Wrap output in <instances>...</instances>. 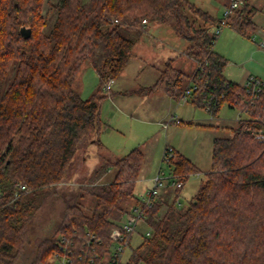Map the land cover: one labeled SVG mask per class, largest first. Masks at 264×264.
Masks as SVG:
<instances>
[{"label":"trees","instance_id":"1","mask_svg":"<svg viewBox=\"0 0 264 264\" xmlns=\"http://www.w3.org/2000/svg\"><path fill=\"white\" fill-rule=\"evenodd\" d=\"M241 1L228 24L237 19L247 33L252 10ZM220 20L193 0H0V82L7 84L0 90V264L28 257L30 228L55 194L64 198L62 215L29 264H49L60 235L70 240L72 264H108L109 247L131 210L127 201L142 205L134 193L144 151L135 147L101 163L93 183L79 185L72 197L57 186L86 139L102 145L105 84L125 69L151 21L169 23L188 38L184 52L202 67L188 75L170 59L139 92L165 90L178 98L195 81L201 86L196 105L203 106V91L225 94L230 107L241 104L242 83L225 77L226 58L214 49ZM22 26L31 27L30 37ZM85 62L99 77L88 98L74 86ZM246 107L252 116L262 114L264 92ZM250 128V120H239L231 135L214 138L211 170L187 205L179 204L184 186L142 205L151 234L120 264H264V143ZM110 166L117 169L114 180L99 183ZM172 166L184 182L200 171L177 150Z\"/></svg>","mask_w":264,"mask_h":264},{"label":"rangeland","instance_id":"2","mask_svg":"<svg viewBox=\"0 0 264 264\" xmlns=\"http://www.w3.org/2000/svg\"><path fill=\"white\" fill-rule=\"evenodd\" d=\"M193 1L219 19L223 17L225 6L229 3V0ZM246 7L252 10L250 23L246 26L247 33L239 31L240 21L237 19L232 24L222 25L214 49L220 51L226 58L224 73L228 78L243 83L246 76L252 74L264 81V0H247ZM148 25L151 29L156 26H160L161 29L155 32L151 30L152 35L148 33L137 42L131 61L118 76L117 84L108 91V97L102 100L106 107L101 111L102 118L108 111L118 113L115 126L118 125L119 128L114 127L113 133L109 134L110 142L113 144L109 151L106 148L96 149L99 162L95 167L98 168L101 163L114 160L131 149L140 147L145 153V160L134 194L142 197L152 187L153 178L160 167L168 172L171 170L168 163L163 160V155L167 146L174 145L182 154L191 158L200 170L198 174H191L180 191L181 202L187 205L198 193L207 178V172L211 170L214 138L232 134L233 127L237 126L240 109L224 103L215 114H212L205 107L181 99L173 102L171 111L165 117L151 110V102L156 101H153V92L150 95L143 94L138 91L139 88L156 82L159 71L164 69L170 56L175 57L173 65L188 75L193 72L196 63L184 54L190 40L182 36L175 27L158 21H151ZM149 42L154 43L152 48L154 56L143 59L141 57L146 55L144 48ZM145 63L147 67L142 70ZM154 68L159 71L156 75H151L148 70L154 72ZM185 84L186 82H183L182 87ZM6 85L0 82V90H5ZM98 85L97 72L85 62L74 83L76 90L83 98H88L97 90ZM164 91L157 90V93L165 94ZM175 119H181V122L178 123ZM93 138L90 137L82 143L68 169L65 181L57 186L58 191L64 193L67 198L73 196L79 185L92 184L95 179L94 171L90 173L87 171L83 158L88 154L87 147ZM116 171V167L110 166L104 173L102 182H112ZM135 201L136 198H130L126 206L131 209ZM63 207L64 198L60 194L52 195L45 202L30 228L31 246L28 257L20 264H29L36 253L39 240L54 231ZM147 229L145 222L139 224L133 234L131 245L124 252V262L128 260L132 250L142 242Z\"/></svg>","mask_w":264,"mask_h":264},{"label":"built area","instance_id":"3","mask_svg":"<svg viewBox=\"0 0 264 264\" xmlns=\"http://www.w3.org/2000/svg\"><path fill=\"white\" fill-rule=\"evenodd\" d=\"M241 0H229V3L225 6L223 17L215 27V32L218 34L221 31L222 25L228 24L229 18L233 15L234 10L240 7ZM144 23L148 21L143 20ZM264 44V43H263ZM196 68L202 67L201 61H196ZM115 78H109L105 84V89H111ZM201 86L198 82H191L184 90V97L194 98L196 92L200 93ZM264 92V81L254 75H250L242 83V91L240 95L243 96L241 104H236L233 108H239V114L237 121L239 120H250L254 124V128H250V132L253 133L254 137L264 143V108L263 113H258L257 115L252 116L250 111L246 107V104H254L259 96ZM202 96V107H205L212 114H215L219 107H221L223 102V97L225 94L218 95L214 91H208L207 93L203 91ZM244 114V116L242 115ZM178 123L181 122V119H175ZM174 120V121H175ZM166 124V123H165ZM175 157V148L173 146H167L164 151L163 160L166 161L171 168L168 172L162 167L158 170L157 174L153 178V185L148 189L146 195L141 197V204L152 206L156 198L164 190L168 188H182L184 186V181L181 179L175 172L172 166V160ZM198 174V173H197ZM21 189H26V185L21 184ZM182 203L179 201V204ZM142 205H136L127 212L124 218L121 221V229L115 235L112 245L109 247L106 260L108 264H120L123 263L124 252L132 243L130 235L134 234L141 222H145L147 216L144 212ZM146 235L151 234V230H146ZM88 244H90L88 242ZM89 248V246L87 247ZM73 248L70 245L69 238H66L64 235L59 236L58 248L50 255L49 264H72L73 259ZM84 252V251H83ZM83 254V253H82ZM82 257V255L80 256Z\"/></svg>","mask_w":264,"mask_h":264},{"label":"crops","instance_id":"4","mask_svg":"<svg viewBox=\"0 0 264 264\" xmlns=\"http://www.w3.org/2000/svg\"><path fill=\"white\" fill-rule=\"evenodd\" d=\"M148 27H149V25H148ZM157 28V29H156ZM156 28L154 27V28H150L149 27V30L141 37V38H144L145 37V35L146 34H148V33H150V35H152L151 34V30L152 31H156V30H159V29H161L160 28V26H156ZM149 35V36H150ZM140 38V39H141ZM137 45V44H136ZM136 45H135V47H136ZM153 46H154V43L153 42H149L147 45H146V47L144 48V51L146 52V55H144V57H141V58H143V59H145V58H149V57H151V56H154V54L152 53L153 52V50H152V48H153ZM134 47V48H135ZM218 53H220L221 55H223L224 56V54H222L220 51H217ZM184 54H185V52H184ZM225 57V56H224ZM131 59V58H130ZM170 59H173V61L175 60V57H172V56H170L169 58H168V60H170ZM167 60V61H168ZM131 61V60H130ZM129 61V62H130ZM167 63V62H166ZM129 64V63H128ZM127 64V65H128ZM127 67V66H126ZM125 67V68H126ZM147 67V63H145L144 65H143V68H142V70H145V68ZM165 68V67H164ZM195 68H196V64H195V66H194V70H195ZM125 70V69H124ZM123 70V71H124ZM154 70V72H151V70H148V71H150L149 73H151V75H156V73L159 71L158 69H156V68H154L153 69ZM162 70H163V68L159 71L160 72V74H159V77H160V75H161V72H162ZM194 70H193V72H194ZM225 70V69H224ZM123 71L121 72V74L123 73ZM192 72V73H193ZM191 73V74H192ZM120 74V75H121ZM190 74V75H191ZM224 75H225V73H224ZM250 75H252V74H248L247 76H246V78L248 77V76H250ZM158 77V78H159ZM225 77L227 78V79H229V80H232V81H234V82H238V81H236V80H234V79H231V78H228L226 75H225ZM158 78L156 79V81L158 80ZM246 78H245V80H246ZM244 80V81H245ZM117 81H118V77L115 79V82L113 83V85H112V88L117 84ZM238 83H242V82H238ZM152 84H154V83H152ZM152 84H149V85H152ZM149 85H143V86H149ZM111 88V89H112ZM158 91H160V90H158ZM165 92V94H162V93H157V91H154L152 94H154L152 97H154V99H153V101L154 100H156L155 102H151V106H150V109L151 110H153L154 112H157V113H161L162 114V116H166L170 111H171V107L173 106V102L176 100V101H178V100H181V99H184L185 101H187V102H192V103H194L193 102V97L192 98H186V97H184V93L183 94H181V96H179L178 98H176L175 96H173L171 93H169V92H167V91H164ZM157 93V94H156ZM151 94V93H150ZM150 94H148V95H150ZM195 104V103H194ZM196 105V104H195ZM104 107H105V102H104V104H103V102H102V105H101V111L102 110H104ZM105 109H106V107H105ZM104 117V116H103ZM117 117H119V115H118V113H111L110 111H108V113H107V115L104 117V118H102V115H101V119H102V122H103V129H102V133H101V135H100V140H101V142H102V145L100 146L98 143H97V141H96V139H94L93 138V140H92V142L89 144V146L87 147L88 149H89V151H88V154L87 155H84V160L86 161V165H87V171H89V173L90 172H92V171H95V169H96V167H95V165L99 162V157L97 156L98 155V152L96 151V149L97 148H100V149H102L103 150V148H106L107 149V151H109V149H111V147L113 146V144L110 142V139H109V134H112L113 133V130H114V127H117V128H119L118 127V125H116L115 126V123H117L115 120L117 119ZM133 118V117H132ZM142 120V119H141ZM165 125V124H164ZM165 127H167V126H165ZM107 137V138H106ZM174 146V145H173ZM175 147V149L177 150V151H179L177 148H176V146H174ZM180 152V151H179ZM128 153V152H127ZM181 153V152H180ZM109 154H111L110 152H109ZM126 154V153H125ZM124 154V155H125ZM186 156V155H185ZM191 159V158H190ZM192 160V159H191ZM193 161V160H192ZM85 163V162H84ZM104 177H105V175L103 174L102 176H100L99 177V180H98V182L99 183H103L102 182V179H104ZM111 182V181H110ZM105 183H109V181L108 182H105ZM169 190H172V188H168V189H166V190H164L165 192L166 191H169ZM180 202H181V199H180Z\"/></svg>","mask_w":264,"mask_h":264},{"label":"water","instance_id":"5","mask_svg":"<svg viewBox=\"0 0 264 264\" xmlns=\"http://www.w3.org/2000/svg\"><path fill=\"white\" fill-rule=\"evenodd\" d=\"M31 32H32L31 27L22 26L21 33L23 34V36L30 37Z\"/></svg>","mask_w":264,"mask_h":264}]
</instances>
